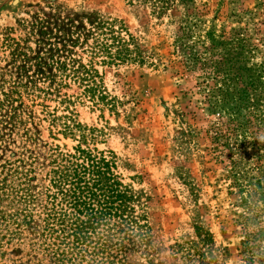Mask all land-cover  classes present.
Here are the masks:
<instances>
[{"label":"rangeland","instance_id":"374dc122","mask_svg":"<svg viewBox=\"0 0 264 264\" xmlns=\"http://www.w3.org/2000/svg\"><path fill=\"white\" fill-rule=\"evenodd\" d=\"M91 15L123 24L142 56L140 63L99 67L113 111L76 107L78 121L96 129L93 146L114 154L122 182L143 205L151 242L134 263L264 264L262 205L240 192L257 179L264 193V85L243 109L262 131L241 143L211 95L212 74L190 55L191 48L203 52L198 39L212 31L236 50L244 46L246 64H264V0H173L164 13L142 0H0V90L47 86L50 56L63 58L64 45ZM54 46L59 50L50 51ZM40 118L37 110L34 122L13 129L10 149L0 150V159L17 158L21 149L35 155L37 179L48 168L49 147L76 144L53 136ZM206 232L211 255L190 261L186 250L198 248L197 233ZM22 256L10 252L0 264H33Z\"/></svg>","mask_w":264,"mask_h":264},{"label":"trees","instance_id":"16d2710c","mask_svg":"<svg viewBox=\"0 0 264 264\" xmlns=\"http://www.w3.org/2000/svg\"><path fill=\"white\" fill-rule=\"evenodd\" d=\"M142 1L158 13L173 4V0ZM80 23L72 44L61 50L63 58L50 56L47 66L52 71L44 76L47 86L34 84L28 89L18 84L0 90L3 153L14 143L13 129L34 122L37 110L53 136L76 143L70 149L49 147L48 168L41 179H37V157L24 155L23 149L17 151V158L0 159V258L14 252L22 253V258L33 264H135L134 256L148 251L151 233L140 210L139 195L122 182L114 154L93 146L96 129L81 124L76 111L78 105L113 111L115 100L99 67L140 63L142 56L134 37L117 20L91 15ZM185 38L186 33H182L178 39L183 46ZM198 41L203 52L191 48L192 63L212 74L211 95L231 116L236 139L246 144L250 134L262 131L243 109L257 100L251 93L264 85V64H246L244 46L236 50L212 31ZM259 138L264 143V135L259 134ZM260 184L255 179L250 188L241 187L240 192L243 201H260L264 213ZM197 237L199 249H187L186 255L190 261L200 258L203 262L206 254L212 253L213 239L209 232L197 233Z\"/></svg>","mask_w":264,"mask_h":264}]
</instances>
